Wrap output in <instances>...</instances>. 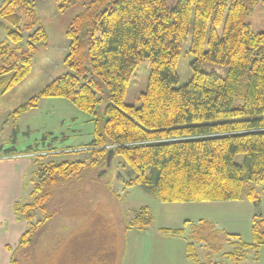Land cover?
<instances>
[{"label":"trees","instance_id":"obj_1","mask_svg":"<svg viewBox=\"0 0 264 264\" xmlns=\"http://www.w3.org/2000/svg\"><path fill=\"white\" fill-rule=\"evenodd\" d=\"M80 1L56 0L60 12ZM260 1L178 0L169 6L166 0H92L85 5L66 32L65 63L71 71L19 106L14 116L39 107L42 98L68 99L94 115L93 140L83 147L90 157L38 165L32 201L14 204L17 218L25 220L28 228L12 250L13 264H17L15 254L31 246L53 218L49 202L56 189L69 179L93 176L106 168L110 149L114 158L121 156L133 170L127 186L139 185L161 202L249 200L254 204L251 243L207 219L166 229L185 236L191 264H224L215 260L224 242L237 246L226 252L237 262L245 250L264 246V31L255 33L247 20ZM38 24L35 0H1L0 28L7 35L0 42L4 92L31 72L37 44L47 39ZM191 28L193 76L178 86L177 66ZM25 32L32 33L24 43ZM145 61L151 67L147 89L140 106L129 105L125 98L130 81ZM202 61L227 66V75L203 71ZM58 150L6 151L43 157L44 152L52 155ZM152 223L149 208L142 207L126 226L143 230ZM201 247L208 251L205 262L199 261Z\"/></svg>","mask_w":264,"mask_h":264},{"label":"rangeland","instance_id":"obj_2","mask_svg":"<svg viewBox=\"0 0 264 264\" xmlns=\"http://www.w3.org/2000/svg\"><path fill=\"white\" fill-rule=\"evenodd\" d=\"M35 1L38 26L45 29L47 39L37 44L29 75L7 92L0 88V152L7 153L6 150L11 148L20 151L38 148L44 151L55 147L59 153L45 155L47 152H44L43 157H28L31 164L26 170L22 195L15 202L32 201L31 192L37 178L35 171L38 165L50 160L62 162L89 159L90 154L83 147L93 140L95 129L94 115L62 97L42 98L39 107L19 118L14 116L19 106L38 96L53 80L71 71L65 63L69 51L66 32L75 16L92 0H81L65 12L58 10L56 0ZM166 1L169 6H174L178 0ZM247 20L255 33L264 31V0L254 7ZM222 30L223 26L219 27L218 33L222 34ZM31 33H24V43ZM192 33L191 28L188 39L182 45L177 66L180 77L178 86L188 83L193 76L192 63L196 56L190 50ZM6 40V32L0 28V42ZM200 68L220 76H226L228 72L227 66L210 61H202ZM150 70L148 61L138 66L126 93L127 104L141 105L140 96L147 89ZM103 107L98 110L101 111ZM242 159V155L237 158L239 162ZM93 174L77 180L69 179L56 189L49 202L53 218L35 235L31 246L15 254L17 264H133L136 261L134 247L138 244L147 246L150 240L156 238V225L143 230L137 227L130 231L126 229V224L133 221L142 207L146 206L154 213L155 209L159 210L155 204L166 202H161L139 185L127 186V181L134 174L124 159L116 156L109 168L98 169ZM14 204L12 208L16 220L26 222L17 218ZM2 211L6 216L9 215L8 207L2 208ZM170 227L175 228L177 225L172 224ZM218 241L221 243L224 240ZM174 243L183 246L184 242ZM223 246L221 252L215 255V260L235 264L226 257V252L232 250L231 245L224 242ZM12 248L8 249L11 257L12 250H15V247ZM144 252L145 259H140L142 263L147 261V251ZM207 252L205 247L199 248V258L202 259ZM170 256L167 254L165 260L173 261L174 258Z\"/></svg>","mask_w":264,"mask_h":264},{"label":"crops","instance_id":"obj_3","mask_svg":"<svg viewBox=\"0 0 264 264\" xmlns=\"http://www.w3.org/2000/svg\"><path fill=\"white\" fill-rule=\"evenodd\" d=\"M17 151L21 152L20 150ZM7 154L0 152V253L2 254V256L0 254V264H6L7 262L11 264L8 248H16L18 240L28 228V223L16 220L12 207L14 202L22 195L26 170H28L31 161L27 160V156L19 159H3V156ZM155 206L159 210L155 209L154 213L152 209H149V211L153 217L151 226L156 225L158 234L154 240L149 241L147 246L138 244L134 247L133 255L136 257V261L134 260L133 264H191L192 260L188 256L185 236L165 232L166 229H181L186 225L185 222L187 221L197 222L201 219H207L229 234L239 235L244 242H252V219L255 207L249 200L173 202L155 204ZM5 207H8L10 211L8 216L2 211V208ZM261 211L264 216V193ZM172 224L177 225V227H170ZM134 228H127L126 226L127 231ZM174 241H183V246L175 244ZM230 245L232 250L227 252H231L237 247L231 241ZM140 251H143L141 258ZM144 251H147V261L142 263L140 259H145ZM240 252L242 253V251ZM167 254L171 255V259L174 258L173 261L165 260ZM160 255L162 257L159 258ZM240 255H243L240 256V262L229 256L226 257L235 264H264V246H261L257 251L254 249L245 250ZM4 256L7 257L4 258ZM205 258V256L202 259L199 258V261L205 262ZM189 260L190 263H188Z\"/></svg>","mask_w":264,"mask_h":264},{"label":"water","instance_id":"obj_4","mask_svg":"<svg viewBox=\"0 0 264 264\" xmlns=\"http://www.w3.org/2000/svg\"><path fill=\"white\" fill-rule=\"evenodd\" d=\"M113 157H114V150L110 149L108 152V155H107V168H109L111 166ZM105 171H106V169H105Z\"/></svg>","mask_w":264,"mask_h":264},{"label":"built area","instance_id":"obj_5","mask_svg":"<svg viewBox=\"0 0 264 264\" xmlns=\"http://www.w3.org/2000/svg\"><path fill=\"white\" fill-rule=\"evenodd\" d=\"M24 156L29 157V156H33V154H27V155H25V154H13V155H6L4 158L5 159H15V158H21Z\"/></svg>","mask_w":264,"mask_h":264}]
</instances>
